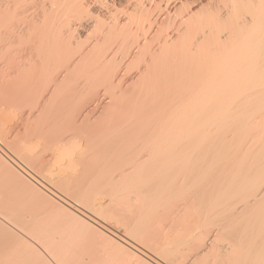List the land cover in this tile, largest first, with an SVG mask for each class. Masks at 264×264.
<instances>
[{"label":"bare ground","instance_id":"1","mask_svg":"<svg viewBox=\"0 0 264 264\" xmlns=\"http://www.w3.org/2000/svg\"><path fill=\"white\" fill-rule=\"evenodd\" d=\"M0 145L77 208L10 224L18 260L264 264V0H0Z\"/></svg>","mask_w":264,"mask_h":264},{"label":"rangeland","instance_id":"2","mask_svg":"<svg viewBox=\"0 0 264 264\" xmlns=\"http://www.w3.org/2000/svg\"><path fill=\"white\" fill-rule=\"evenodd\" d=\"M8 131H9V129H7ZM2 150V151H1ZM0 152H4L5 154H6V151H5V149H3V147L0 145ZM24 171H26V173H28L29 174V172L26 170V169H24ZM5 173V172H4ZM5 174H7V173H5ZM11 175V174H10ZM9 175V176H10ZM7 176V175H6ZM9 176H7V178H9V179H7L6 177L5 178H2V176H0V201H1V203H0V207H1V209H0V216H4V218L6 217V218H9V219H7L8 221H7V223H9L8 225L5 223V224H3L2 222H1V220H0V222L3 224V227H5V228H2V224L0 225L1 227L0 228H2L0 231V261H1V263L0 264H2V262H3V264L5 263H7L8 264V261H12L11 262V264H13V263H15V261H19V260H22L21 262L19 261V263L18 264H22V262L24 261V262H26V263H28L27 261H25V260H28V259H26L25 258V256H23V257H20L21 255H23L22 253L21 254H19V250H18V247H17V245H18V241H19V237H17V235H16V233H15V235H13L14 234V231H15V229H13L12 230V228H11V226H10V224H12V225H14L15 226V228H17L18 230L19 229H23V227L22 226H24L23 225V223H24V220L26 221L27 220V217H26V215H27V213H28V222H31V221H33V222H36V223H33V222H31L30 224H34V226H33V224L32 225H29V227H35L36 226V228L37 229H39V230H42L43 228V231L45 232V229L47 230L46 232L47 233H49V234H51V232L52 231H54V229H55V231H54V235H53V233H52V235L53 236H55V234L58 236V232L59 233H62L64 230H65V232L67 231V232H70L69 230H68V228H69V226L68 225H66V226H68V228L65 226V221H66V219H67V217H66V214H65V216H64V214L62 213L63 211H60L61 210V208L59 209V206H64V207H66L68 210H70V211H72V212H74V210L75 209H77L76 208V206L75 205H73V203L72 202H70L69 203V201H67L69 204H71L69 207H67V206H65V205H63V204H61L57 199L58 198H62V196L60 195V194H57V193H55L56 195L54 196V197H56V198H53V196H52V199H54V201H52V203L54 202V204H53V206L55 205V206H57L58 204H60V205H58V208H57V210H58V213H62L63 214V216H64V218H59V217H61L62 216V214L60 213L59 215H58V213L56 214V211L54 210V208H55V206L53 207V206H51L52 205V203H50L49 202V207L51 206L52 207V209H51V207L49 208L48 207V203L46 204L45 203V205H44V203H42V202H40V201H37L36 199H34L33 197H31V199H30V195L29 194H27L28 195V197H27V195H26V193L27 192H25V189L23 188V187H16V185H17V182H16V180L14 179V181L16 182H12L13 184H11V179L12 178H10ZM14 176V175H13ZM7 179V180H6ZM10 180V181H9ZM13 181V180H12ZM8 184V185H7ZM2 185V186H1ZM9 186V187H8ZM18 186H20V185H18ZM7 187V188H6ZM4 189V191H3V189ZM8 188H9V192H6L7 190H8ZM17 188V189H16ZM22 188H23V192H25V194H22L23 192H21L22 191ZM12 189V190H11ZM20 189V190H19ZM4 192V193H3ZM2 193V194H1ZM8 193V194H7ZM16 195H15V194ZM19 193H21V194H19ZM194 194H196V193H194ZM193 194V195H194ZM25 195V196H24ZM190 195L189 197L190 198H194L195 197V199H197V198H199V196L198 197H196L197 195ZM23 197H25V198H23ZM17 198V199H16ZM2 199V200H1ZM20 199H23V201L22 200H20ZM32 199H34V204H33V200ZM4 200V201H3ZM17 200V201H16ZM24 200H27V201H24ZM32 202H31V201ZM39 203L40 202V205H41V203H42V205L43 206H47L48 208H44L43 206H39V204L38 205H36L35 204V202L36 201ZM56 200V201H55ZM194 200V199H193ZM19 201V202H18ZM58 201V202H57ZM8 202V204H6V203ZM22 202V203H21ZM56 202H57V204H56ZM19 203V204H18ZM26 203H28V204H26ZM29 203H31L32 204V206L29 204ZM2 204V205H1ZM16 205V206H15ZM24 205L26 206V207H24ZM28 205V206H27ZM35 205H36V207L38 208V206H39V208H41L40 210H38V212L36 211L37 210V208H35ZM4 206H6V208L4 207ZM9 206V207H8ZM12 206V207H11ZM72 206V207H71ZM7 207H8V209H7ZM15 207V208H14ZM30 207V208H29ZM42 207H43V210H42ZM3 208H4V210H3ZM17 208V209H16ZM38 208V209H39ZM73 208V209H72ZM34 209V210H33ZM46 209H48L47 211H46ZM49 209L50 210H52V211H54V212H52V211H50L49 212ZM20 210H22L21 212H20ZM25 210V211H24ZM30 210V211H29ZM10 211V212H9ZM12 211H14V212H12ZM17 211V212H16ZM46 212V213H44V212ZM6 212V213H5ZM9 213V214H8ZM24 213V214H23ZM33 214V216H32V214ZM38 213H39V215H38ZM42 213V214H41ZM50 214L49 216L47 215V219L45 218V216H46V214ZM2 214V215H1ZM6 214L8 215V216H6ZM16 214V215H15ZM17 214H19V215H17ZM30 214V215H29ZM36 214H37V216H36ZM52 214H54V215H52ZM56 214V215H55ZM23 215L25 216L24 218H23ZM3 216L2 217H0V218H2V219H4L3 218ZM12 216V217H11ZM17 216V217H16ZM22 216V217H21ZM44 216V217H43ZM51 216V217H50ZM37 218L36 220L34 219V218ZM38 217H40V218H38ZM50 217V218H49ZM5 218V219H6ZM11 218H12V220H11ZM19 218H20V220H19ZM23 218V220H21ZM30 218V219H29ZM33 218V219H32ZM45 218V219H44ZM52 218V219H51ZM55 218V219H54ZM59 218V219H58ZM15 219V220H14ZM42 219H44V220H42ZM60 219H63V221L61 220L60 221ZM9 220H11V221H9ZM19 220V221H18ZM40 220V221H39ZM57 220L59 221V222H57ZM17 223H16V222ZM49 221H50V223H49ZM55 221V222H54ZM67 221H68V219H67ZM66 221V223L68 224L69 223V221L67 222ZM12 222V223H11ZM13 222H15V223H13ZM22 222V223H21ZM41 222V223H40ZM64 222V223H63ZM20 223V224H19ZM27 222H25V226L27 225L26 224ZM38 223V224H37ZM49 223V224H48ZM57 223V224H56ZM45 224V225H44ZM55 224V225H54ZM5 225V226H4ZM46 225H48V226H46ZM65 226V229L63 230V226ZM42 226H44L43 228H42ZM56 226V227H55ZM7 227H9L10 229L7 231ZM20 227H22V228H20ZM28 226H26V227H24V229L25 228H27ZM28 227V228H29ZM48 227V228H47ZM49 227H50V229H49ZM55 227V228H54ZM28 228H27V230H28ZM54 228V229H53ZM4 229V231H2ZM23 229V230H24ZM32 229V228H31ZM36 229V230H37ZM63 231H62V230ZM11 230V231H10ZM20 230V231H21ZM22 230V231H23ZM33 230L34 229H32V230H30V228H29V231H32L33 232ZM38 230V232H40ZM58 232H57V231ZM25 231V230H24ZM29 231H25V232H29ZM43 231H41L40 233H43ZM49 231V232H48ZM51 231V232H50ZM74 231V230H73ZM72 231V232H73ZM3 232H4V234H3ZM11 232H12V234H11ZM56 232V233H55ZM71 232V233H72ZM6 233V234H5ZM8 233H10V234H8ZM31 233V232H30ZM35 234H39V233H35ZM34 234V235H35ZM65 234V233H64ZM68 234V233H67ZM67 234H65V235H67ZM6 235V236H5ZM13 237V239L11 238V236ZM51 235V236H52ZM63 235V234H62ZM62 235H61V237H62ZM65 235H63V237L65 236ZM69 235H71V234H69ZM69 235L67 236L68 238H69ZM72 235H74L73 237H74V241H76L77 242V244H82L81 242H79V240L77 241V239L75 240V236L77 235L76 233L75 234H72ZM9 238H8V237ZM3 237V238H2ZM17 237V238H16ZM56 237V236H55ZM60 236H58L57 238H58V240L60 239L59 238ZM63 237L61 238V239H63ZM73 237H72V241H73ZM16 238V239H15ZM64 238H66V237H64ZM70 238H71V236H70ZM69 238V239H70ZM78 238V237H77ZM7 239V240H6ZM12 239V240H11ZM66 240L67 242L68 241H71V240ZM11 240V241H10ZM16 242V244H15V242ZM65 240V239H64ZM11 242V243H10ZM12 242H14V243H12ZM62 242H64V241H62ZM76 242L75 243H72L71 242V244H73V245H76ZM79 242V243H78ZM9 243V244H8ZM13 244H14V247H15V250H18V251H15L14 249H13ZM62 244H64V243H62ZM66 244H69V242L68 243H66ZM72 245V246H73ZM12 246V247H11ZM67 246V245H66ZM81 246V245H80ZM83 246V245H82ZM6 247V248H5ZM67 247H69V245L67 246ZM8 248V249H7ZM60 248V247H59ZM75 249H71V246H70V248H65V249H67L68 251H70L71 252V250L73 251V253H75L74 255H75V257H76V252H78V254H79V256L77 255V260L76 261H79L78 259H79V257H81V256H83L82 255V252L84 251V248H82L81 247V249L83 250L82 252H81V256H80V249H78L79 248V246H78V248H77V245L74 247ZM71 249V250H70ZM77 249V250H76ZM86 250L87 249H89L88 247H86L85 248ZM4 250H5V252H4ZM12 250H13V252H12ZM75 250V251H74ZM14 251L15 252H18V254L20 255L19 256V260H18V254L16 253V258L15 257H13V256H15V253H14ZM89 252H90V250H88ZM87 251V252H88ZM4 252V253H3ZM69 252V253H70ZM86 252V251H85ZM85 252H83V253H85ZM9 253H12V254H9ZM14 253V254H13ZM71 255H72V253H70ZM7 255V256H6ZM10 255H12L11 257H10ZM74 255H72V257L74 256ZM85 255H87V253H85ZM84 255V256H85ZM88 255H92V252H90V254H88ZM9 257H10V259L11 260H7V259H9ZM6 258V259H5ZM15 258V259H14ZM22 258V259H21ZM24 258H25V260H24ZM3 259V260H2ZM76 259V258H75ZM75 259H73V260H75ZM5 260V261H4ZM29 261V260H28ZM16 262V263H17ZM9 264H10V262H9ZM25 264V263H24ZM28 264H31L30 262L28 263Z\"/></svg>","mask_w":264,"mask_h":264}]
</instances>
